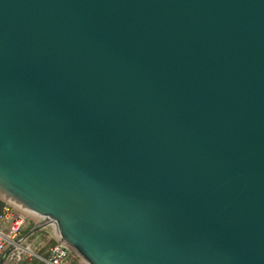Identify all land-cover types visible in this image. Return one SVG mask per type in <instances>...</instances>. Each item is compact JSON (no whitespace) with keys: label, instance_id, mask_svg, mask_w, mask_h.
Here are the masks:
<instances>
[{"label":"water","instance_id":"95a60500","mask_svg":"<svg viewBox=\"0 0 264 264\" xmlns=\"http://www.w3.org/2000/svg\"><path fill=\"white\" fill-rule=\"evenodd\" d=\"M0 198L84 264H264V0H0Z\"/></svg>","mask_w":264,"mask_h":264},{"label":"built area","instance_id":"2783aa9c","mask_svg":"<svg viewBox=\"0 0 264 264\" xmlns=\"http://www.w3.org/2000/svg\"><path fill=\"white\" fill-rule=\"evenodd\" d=\"M30 226L32 229L25 235ZM46 227L42 222L32 227L25 213L0 198V264H84L53 234L47 236L46 242L30 240L31 235Z\"/></svg>","mask_w":264,"mask_h":264},{"label":"rangeland","instance_id":"374dc122","mask_svg":"<svg viewBox=\"0 0 264 264\" xmlns=\"http://www.w3.org/2000/svg\"><path fill=\"white\" fill-rule=\"evenodd\" d=\"M12 205V204H11ZM14 206V205H13ZM15 207V206H14ZM17 210L21 211L22 213H25L24 211L20 210L19 208L15 207ZM26 216L28 217V219H30L31 223H32V227H34L35 225H38L39 223H41V221L37 220L36 218L32 217L31 215L25 213ZM32 229L31 226L27 229H25V235H27L28 231ZM52 234L50 232V230L48 229V227H46L43 232L37 231L36 233H34L33 235L30 236V240L32 239H41L43 242H46V237L45 235H49Z\"/></svg>","mask_w":264,"mask_h":264},{"label":"trees","instance_id":"16d2710c","mask_svg":"<svg viewBox=\"0 0 264 264\" xmlns=\"http://www.w3.org/2000/svg\"><path fill=\"white\" fill-rule=\"evenodd\" d=\"M45 237L47 238V235H45ZM49 243H51V244H52V243H54V241H49Z\"/></svg>","mask_w":264,"mask_h":264}]
</instances>
